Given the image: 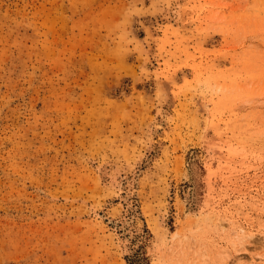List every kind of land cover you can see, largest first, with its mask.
I'll return each instance as SVG.
<instances>
[{
    "label": "rangeland",
    "instance_id": "obj_1",
    "mask_svg": "<svg viewBox=\"0 0 264 264\" xmlns=\"http://www.w3.org/2000/svg\"><path fill=\"white\" fill-rule=\"evenodd\" d=\"M253 255L264 0H0V264Z\"/></svg>",
    "mask_w": 264,
    "mask_h": 264
},
{
    "label": "bare ground",
    "instance_id": "obj_2",
    "mask_svg": "<svg viewBox=\"0 0 264 264\" xmlns=\"http://www.w3.org/2000/svg\"><path fill=\"white\" fill-rule=\"evenodd\" d=\"M264 258V257H262ZM261 259L257 258L256 255H253L250 257V259L248 261H244V262H239L238 264H261Z\"/></svg>",
    "mask_w": 264,
    "mask_h": 264
}]
</instances>
